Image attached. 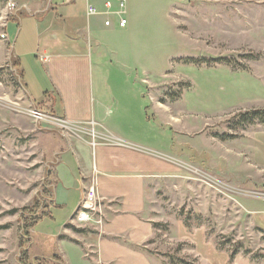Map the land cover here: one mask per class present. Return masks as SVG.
Masks as SVG:
<instances>
[{
	"label": "rangeland",
	"instance_id": "obj_1",
	"mask_svg": "<svg viewBox=\"0 0 264 264\" xmlns=\"http://www.w3.org/2000/svg\"><path fill=\"white\" fill-rule=\"evenodd\" d=\"M127 2L131 26L95 41L106 83L101 93L128 101L129 122L104 99L119 119L107 126L137 136L145 148L137 151L166 167L148 180L143 216L155 232L137 250L151 264H264V120L241 118L264 111V0ZM12 15L0 0V36H8ZM12 57L11 42L0 37V264H18L30 214L24 209L54 185L50 163L73 125L61 122L50 102L32 105ZM100 219L101 225L74 219L73 227L101 229L104 212ZM199 239L214 259L200 254ZM38 249L31 247V258L51 255Z\"/></svg>",
	"mask_w": 264,
	"mask_h": 264
},
{
	"label": "crops",
	"instance_id": "obj_2",
	"mask_svg": "<svg viewBox=\"0 0 264 264\" xmlns=\"http://www.w3.org/2000/svg\"><path fill=\"white\" fill-rule=\"evenodd\" d=\"M119 1L16 0L19 9L13 14L23 16L18 24L7 25L6 37L20 63L28 99L35 106L52 103L54 115L61 122L73 124L69 132L72 136L63 142L55 163H50L55 170L51 218H45L32 230L40 243L33 240L34 236L31 247L35 244L39 251L48 248L51 255L32 258L56 255L65 264H151L137 250L155 232L153 224L143 216L146 188L151 176L166 167L154 155L137 151L136 148L145 150L137 136L112 132L107 126L111 119H119L118 114L110 117L113 113L104 101L109 95L101 93L106 83L101 77L102 56L96 39L106 31L123 29H119L115 19L108 28L105 18L87 15L90 5L104 11L107 3L117 7ZM132 8L127 9L126 29L131 26ZM110 98L114 107L121 110L120 120L129 122L123 110L127 97ZM92 122L95 129L99 128L96 145L88 135ZM94 185L104 207V225L74 234L68 226L75 225L73 220L86 191ZM260 225L264 228V219ZM199 242L200 254L208 259L217 256L202 239ZM86 252L92 254V259H88Z\"/></svg>",
	"mask_w": 264,
	"mask_h": 264
},
{
	"label": "trees",
	"instance_id": "obj_3",
	"mask_svg": "<svg viewBox=\"0 0 264 264\" xmlns=\"http://www.w3.org/2000/svg\"><path fill=\"white\" fill-rule=\"evenodd\" d=\"M23 15L20 13L13 14L9 17L8 22L9 23H19L21 21ZM12 63V69L15 70L18 73V78L20 82L22 83L23 89H25L24 83H23V76L22 72L19 69L20 63L19 61L12 57L11 58ZM241 118H250L251 120L254 118H260L261 120H264V111H253L250 113H247L245 115H242ZM249 119V120H250ZM45 191L41 192L34 201V204L30 209H24V212H28L27 210H30V214L24 215L26 218V223H23L21 226L22 230V237L25 241L22 242L20 255H19V261L18 264H65L64 261L59 256H52L50 258L47 257H35L31 258L30 256V247L32 245V238L30 236L31 231L45 218H51V214L49 212V208L52 207L54 204V188L53 185L49 184L44 186ZM51 198V199H50ZM50 203V207H49ZM68 228L72 229V231L76 233H83L80 229H76L72 227L71 225L68 226ZM231 261L235 259V256L232 255L230 257Z\"/></svg>",
	"mask_w": 264,
	"mask_h": 264
},
{
	"label": "built area",
	"instance_id": "obj_4",
	"mask_svg": "<svg viewBox=\"0 0 264 264\" xmlns=\"http://www.w3.org/2000/svg\"><path fill=\"white\" fill-rule=\"evenodd\" d=\"M6 3L7 9L14 13L15 11H18L19 6L16 0H2ZM127 6L128 2L127 0H120L118 2L117 7H114L112 3H107L105 5L104 11H99L94 6H88L87 8V15L88 17H103L105 18V26L106 27H112L114 22L113 19L116 20V23L119 27V29H126L128 27V19H127ZM22 12H25V8L22 9ZM2 39H6V35L2 34L0 36ZM33 115L38 119L42 120L44 116H42L40 113H33ZM90 130L88 131V135L97 142L100 137L99 134L96 132V124L90 123ZM96 144V143H95ZM101 213L103 214V209L100 205V201L98 199L97 194V188L94 186H91L85 194V198L83 202L81 203L79 209L77 210V213L75 215V221L79 225H89L93 222L96 224H102V219L96 220L100 218ZM98 221V222H97Z\"/></svg>",
	"mask_w": 264,
	"mask_h": 264
}]
</instances>
